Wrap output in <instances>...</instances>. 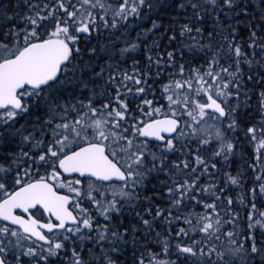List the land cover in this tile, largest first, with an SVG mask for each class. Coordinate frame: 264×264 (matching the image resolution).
<instances>
[{
  "label": "snow or ice",
  "instance_id": "6c2138e0",
  "mask_svg": "<svg viewBox=\"0 0 264 264\" xmlns=\"http://www.w3.org/2000/svg\"><path fill=\"white\" fill-rule=\"evenodd\" d=\"M0 264H264V0H0Z\"/></svg>",
  "mask_w": 264,
  "mask_h": 264
}]
</instances>
